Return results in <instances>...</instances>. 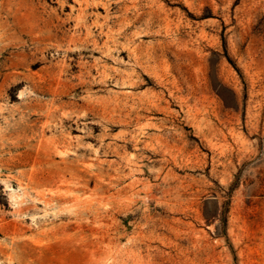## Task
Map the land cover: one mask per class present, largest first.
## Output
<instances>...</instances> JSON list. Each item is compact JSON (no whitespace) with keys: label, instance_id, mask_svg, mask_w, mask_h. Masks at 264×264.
Segmentation results:
<instances>
[{"label":"rangeland","instance_id":"1","mask_svg":"<svg viewBox=\"0 0 264 264\" xmlns=\"http://www.w3.org/2000/svg\"><path fill=\"white\" fill-rule=\"evenodd\" d=\"M0 264H264V0H0Z\"/></svg>","mask_w":264,"mask_h":264}]
</instances>
